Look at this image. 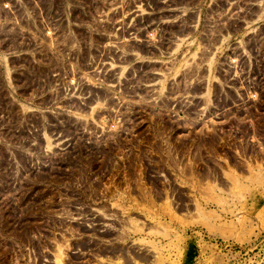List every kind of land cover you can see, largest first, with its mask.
I'll list each match as a JSON object with an SVG mask.
<instances>
[{
    "label": "rangeland",
    "instance_id": "1",
    "mask_svg": "<svg viewBox=\"0 0 264 264\" xmlns=\"http://www.w3.org/2000/svg\"><path fill=\"white\" fill-rule=\"evenodd\" d=\"M0 264H264V0H0Z\"/></svg>",
    "mask_w": 264,
    "mask_h": 264
},
{
    "label": "bare ground",
    "instance_id": "2",
    "mask_svg": "<svg viewBox=\"0 0 264 264\" xmlns=\"http://www.w3.org/2000/svg\"><path fill=\"white\" fill-rule=\"evenodd\" d=\"M151 203H153L152 201H151ZM168 206V205H167ZM147 208V207H146ZM147 211V210H146Z\"/></svg>",
    "mask_w": 264,
    "mask_h": 264
}]
</instances>
